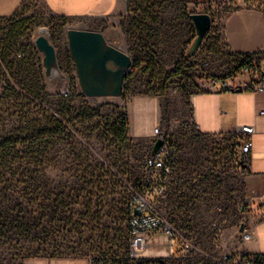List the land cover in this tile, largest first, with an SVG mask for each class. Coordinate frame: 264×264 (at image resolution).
<instances>
[{
    "label": "rangeland",
    "instance_id": "1",
    "mask_svg": "<svg viewBox=\"0 0 264 264\" xmlns=\"http://www.w3.org/2000/svg\"><path fill=\"white\" fill-rule=\"evenodd\" d=\"M128 1L130 31L125 14L64 18L44 0H25L15 15L0 18V264L116 252L112 249L125 243L128 205L143 198L155 203L139 188L150 177L144 161L157 127L179 147L170 176L176 198L171 220L192 240L193 258L215 251L218 226L246 219L252 205L248 170L225 151L233 137L223 146L217 137L201 135L191 103L194 94L240 73L249 58H235L224 43V12L231 5ZM197 12L209 13L214 27L199 51L187 57L196 35L190 14ZM70 27L101 31L123 51L129 35L133 66L120 96L83 93L68 47ZM41 30L56 48L61 75L46 74L35 43ZM124 120L128 128L122 135ZM246 120L245 114L237 118ZM133 126L150 135L134 136ZM185 198L193 200L188 213ZM259 206L264 203L256 201L251 209ZM168 242L165 233L152 234L143 253L165 256ZM261 244L264 251V236Z\"/></svg>",
    "mask_w": 264,
    "mask_h": 264
},
{
    "label": "crops",
    "instance_id": "2",
    "mask_svg": "<svg viewBox=\"0 0 264 264\" xmlns=\"http://www.w3.org/2000/svg\"><path fill=\"white\" fill-rule=\"evenodd\" d=\"M211 4H229L231 8L224 12L223 40L228 50L234 54L250 55L256 66L250 74L240 77L244 82L241 91L225 88L220 81L213 83L212 88L198 92L191 98L195 125L203 136L217 137L226 146L225 138L242 123L237 121L239 115L245 114L247 123L255 128L253 134V150L251 168L246 180V194L249 204L256 201L264 203V93L248 88L251 82L264 78V14L261 6L254 1L245 0H201ZM25 0H0V18L15 15L23 6ZM49 10L64 18H121L125 14V29L130 28L131 14L128 0H44ZM128 37V38H126ZM125 51L132 54L129 35L125 33ZM248 113V115H247ZM134 136L145 138L150 132L131 127ZM255 135V136H254ZM239 225L228 223L220 231L219 243L213 239L217 250H232L234 252H250L264 254L261 236H264V208L252 210ZM242 223L249 224L253 229V238L241 240ZM263 227V228H262ZM27 264H91L88 258L82 256H57L34 258Z\"/></svg>",
    "mask_w": 264,
    "mask_h": 264
},
{
    "label": "built area",
    "instance_id": "3",
    "mask_svg": "<svg viewBox=\"0 0 264 264\" xmlns=\"http://www.w3.org/2000/svg\"><path fill=\"white\" fill-rule=\"evenodd\" d=\"M261 6L264 14V0H254ZM214 24L209 32L213 30ZM208 32V33H209ZM205 41V40H204ZM21 55V54H19ZM235 58H245L247 56L234 55ZM133 57V55H131ZM256 65L245 61L240 64V73L232 78L220 81L225 88H241L244 84L240 77L250 74ZM248 88L264 93V78L258 82H251ZM64 95L70 96L69 88L64 89ZM264 114V109L260 111ZM153 145L158 138L164 140L158 151L147 156L144 165L149 172V179L153 177L156 181L153 198L155 203L148 199L132 202L127 208V232L125 243L117 247L116 252L110 254H92L87 256L91 264H264V254L256 255L250 252H234L232 250H217L205 253L203 259H194L192 253L194 244L190 238L181 236L177 225L171 220L175 216L174 205L176 198H173L170 190V176L172 175L177 162L179 147L172 143L165 128L157 127L154 130ZM255 128L251 124L239 125L230 136L233 141L226 148V153L235 158L247 170L251 168L253 134ZM153 148V146H152ZM149 181V180H148ZM172 186V184H171ZM152 199V198H151ZM184 211L188 213V208L193 204L191 198L184 199ZM141 209V214H136L135 210ZM222 224L217 230L223 229ZM165 233L168 236V253L165 256H148L143 252L149 245L152 234ZM189 236H191L190 233ZM253 238V229L249 224L242 223L241 240L249 241ZM176 251V253H175ZM181 251V254H178Z\"/></svg>",
    "mask_w": 264,
    "mask_h": 264
},
{
    "label": "water",
    "instance_id": "4",
    "mask_svg": "<svg viewBox=\"0 0 264 264\" xmlns=\"http://www.w3.org/2000/svg\"><path fill=\"white\" fill-rule=\"evenodd\" d=\"M195 38L187 50V56L195 55L201 48L213 23L212 16L206 12L191 13ZM68 47L76 67L81 89L86 96H120L126 77L133 66L128 52L110 44L101 31L70 27L67 30ZM37 48L43 53L47 76H53V68L59 70L57 52L49 39L40 34L35 40ZM241 91V88H236ZM164 140L158 138L152 148L155 154ZM141 214V209L135 210Z\"/></svg>",
    "mask_w": 264,
    "mask_h": 264
},
{
    "label": "trees",
    "instance_id": "5",
    "mask_svg": "<svg viewBox=\"0 0 264 264\" xmlns=\"http://www.w3.org/2000/svg\"><path fill=\"white\" fill-rule=\"evenodd\" d=\"M231 54H233V56L234 55L247 56V57H249L248 58V61H250V62L253 61L252 56H250V55H242V54H234V53H231ZM187 57H189V56H187ZM254 68H255V66H254ZM116 125L118 126V124H116ZM127 128H128V124H127L126 120H124L123 123L121 124L120 133L122 135H124L125 134V131L127 130ZM3 156L6 157V155L4 153H2L1 157H3ZM156 185L157 184H156L155 179L153 177H151L146 184L140 186L139 190L144 195H148L150 198H156V197H153V193H154V189H155ZM213 239H214L215 243L218 244L219 243V240H220V233L219 232H215V234L213 236Z\"/></svg>",
    "mask_w": 264,
    "mask_h": 264
},
{
    "label": "bare ground",
    "instance_id": "6",
    "mask_svg": "<svg viewBox=\"0 0 264 264\" xmlns=\"http://www.w3.org/2000/svg\"><path fill=\"white\" fill-rule=\"evenodd\" d=\"M46 30V29H45ZM45 30H41V32L43 33V35H45ZM54 72L58 75H61L60 74V71H58V69H55V67L53 68ZM53 73V72H52ZM63 76V75H62Z\"/></svg>",
    "mask_w": 264,
    "mask_h": 264
}]
</instances>
